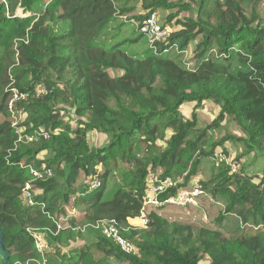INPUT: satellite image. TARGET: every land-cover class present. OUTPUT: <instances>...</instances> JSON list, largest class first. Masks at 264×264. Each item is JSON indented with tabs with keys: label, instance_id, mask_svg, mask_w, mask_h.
Instances as JSON below:
<instances>
[{
	"label": "trees",
	"instance_id": "trees-1",
	"mask_svg": "<svg viewBox=\"0 0 264 264\" xmlns=\"http://www.w3.org/2000/svg\"><path fill=\"white\" fill-rule=\"evenodd\" d=\"M261 2L0 0V264H264V173L243 171L239 156L232 172L224 146L235 141L264 153ZM138 3L145 13L134 12ZM194 9L195 17H179ZM157 10L168 11L166 24L177 30L153 45L141 26ZM118 17L136 28L130 45H150L95 44ZM11 100L27 116L19 133ZM204 101L220 109L198 128L196 113L185 118L180 107ZM225 120L242 136L227 135L207 150L208 131ZM39 129L49 137L28 141ZM89 132L106 142L90 146ZM217 147L223 159L216 162ZM207 157L214 164L199 184L221 205L209 224L169 220L166 207L148 208L145 227L131 223L150 176L180 180L174 194ZM28 182L33 204L22 197ZM111 220L134 251L95 227ZM32 229L44 236L43 253ZM86 233L90 239L79 245Z\"/></svg>",
	"mask_w": 264,
	"mask_h": 264
},
{
	"label": "rangeland",
	"instance_id": "rangeland-1",
	"mask_svg": "<svg viewBox=\"0 0 264 264\" xmlns=\"http://www.w3.org/2000/svg\"><path fill=\"white\" fill-rule=\"evenodd\" d=\"M212 2V1H210ZM211 4V3H209ZM194 8V6H193ZM264 2H261L257 6L258 13L262 17L261 20L264 23ZM146 10L141 8V4L138 3L135 13H145ZM195 9L192 11H183L180 13V18L184 17H195ZM157 17L161 24L165 21L166 24V15L168 11L166 10H157ZM17 16H25L22 12V9L19 8L16 11ZM194 15V16H193ZM123 17L113 18L109 23L107 29H105L104 37L103 35L95 40V44L108 48L114 42L122 41L123 47H127L128 51H141L142 49L148 47L150 44L146 39L141 41L137 44H129V39L134 36L133 31L136 30L134 24L130 22H125ZM123 23L121 26H119ZM171 26L173 31L177 30V27L174 23L168 24ZM194 44H190L188 50L185 54V60H188L192 55V49ZM116 74H120V72H115ZM114 73L111 72V75ZM219 106L214 104L210 101L202 102L199 107L195 102L184 103L181 107V113L185 118H190L193 112L196 113L197 117V127L198 128H205L218 114ZM70 119V117H69ZM73 119L71 118V122ZM74 124V122L72 123ZM227 135H234V136H242V133L238 130L234 124L230 123L228 120H225L221 123V125L217 128H212L208 131V143H207V150H210L211 143L214 141L219 140L220 138H224ZM107 138L98 133L89 132L88 133V143L92 147H100L106 142ZM225 148L227 149L229 158L227 159L229 162H233L236 157L239 156L240 158V165L243 168V171L246 173L257 174L259 177L264 173V153L260 152L258 149H254L249 151L244 144L235 141H226L224 144ZM215 156L216 162L219 157L222 158L221 148L217 147L215 149ZM46 156V155H44ZM223 159V158H222ZM214 160L211 157L203 158L201 161V171L200 174L196 178L193 179L192 182H200V180L207 177L210 168L213 166ZM209 196H203L198 200L195 205L188 206L187 208L179 209L174 207H166L165 208V217L169 220H173L178 218L179 220H189V221H196L200 222L203 221L206 224L211 222L212 217L219 211L221 205L216 203L210 193ZM62 220V218H60ZM90 239L88 234L83 235V240L80 242L81 245L83 242H86ZM202 264H207L204 261L201 262Z\"/></svg>",
	"mask_w": 264,
	"mask_h": 264
},
{
	"label": "built area",
	"instance_id": "built-area-1",
	"mask_svg": "<svg viewBox=\"0 0 264 264\" xmlns=\"http://www.w3.org/2000/svg\"><path fill=\"white\" fill-rule=\"evenodd\" d=\"M141 31L146 34L149 37V41L151 44L154 45L156 42H163L167 37L170 36L172 33V28L165 24L163 21V24H161L158 20L156 11L151 12L144 20ZM186 54V52H185ZM38 92H43V89L41 86H37ZM17 91H14V98H17ZM13 100L9 102V110L11 112V120L12 125L16 127L18 133L23 130V126L21 123H24L26 119V114L21 111H15L13 110ZM21 125V126H20ZM38 135H41L43 138H48L49 133L47 131H44L43 129H39L38 131H35L33 134L26 136L28 141H33L37 138ZM230 168L232 172H235L239 168V164H236L234 162H229ZM48 175H50V170L47 169L45 171ZM31 173L34 177L38 178L41 176V173L37 170H32ZM180 180L174 181L170 177L165 178H159L157 176H150L147 180V190L146 195L144 198L143 206L140 211L139 216V225L140 227H145L148 218H147V211L150 207H158V208H164V207H174V208H187L188 206L195 205L200 198L203 196L208 197V194L203 189L201 184H199L198 181L191 182V184L188 187L177 189L174 194H169V190L176 189L178 183ZM92 185H98V183L94 182ZM168 194L164 196L163 199L160 198L161 195ZM22 197L27 201L28 204H33V194L31 190V184L30 182L26 183L23 190H22ZM50 216V215H48ZM52 217V216H50ZM57 229H60L61 223L56 222ZM95 227H101L103 229V232L108 236L113 238L116 242L119 243L121 248L125 252H131L134 251L132 244L127 241L119 232L118 225L115 221H100L97 222ZM32 235L35 239V245L39 252L43 253L45 249H47V244L44 240V236L41 233V231L32 229L30 230Z\"/></svg>",
	"mask_w": 264,
	"mask_h": 264
},
{
	"label": "crops",
	"instance_id": "crops-1",
	"mask_svg": "<svg viewBox=\"0 0 264 264\" xmlns=\"http://www.w3.org/2000/svg\"><path fill=\"white\" fill-rule=\"evenodd\" d=\"M179 209H183V208H179ZM131 223L133 224H138L139 223V218H135L131 221Z\"/></svg>",
	"mask_w": 264,
	"mask_h": 264
},
{
	"label": "clouds",
	"instance_id": "clouds-1",
	"mask_svg": "<svg viewBox=\"0 0 264 264\" xmlns=\"http://www.w3.org/2000/svg\"><path fill=\"white\" fill-rule=\"evenodd\" d=\"M157 12V11H156ZM165 22V21H164ZM168 25V24H167ZM170 26V25H169ZM171 27V26H170ZM172 32H173V30H172Z\"/></svg>",
	"mask_w": 264,
	"mask_h": 264
}]
</instances>
